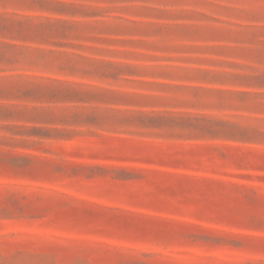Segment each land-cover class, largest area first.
<instances>
[{
  "label": "rangeland",
  "instance_id": "374dc122",
  "mask_svg": "<svg viewBox=\"0 0 264 264\" xmlns=\"http://www.w3.org/2000/svg\"><path fill=\"white\" fill-rule=\"evenodd\" d=\"M0 264H264V0H0Z\"/></svg>",
  "mask_w": 264,
  "mask_h": 264
}]
</instances>
